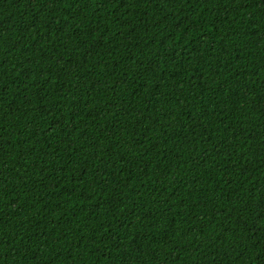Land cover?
<instances>
[{
	"label": "trees",
	"instance_id": "1",
	"mask_svg": "<svg viewBox=\"0 0 264 264\" xmlns=\"http://www.w3.org/2000/svg\"><path fill=\"white\" fill-rule=\"evenodd\" d=\"M264 0H0V264H261Z\"/></svg>",
	"mask_w": 264,
	"mask_h": 264
},
{
	"label": "snow or ice",
	"instance_id": "2",
	"mask_svg": "<svg viewBox=\"0 0 264 264\" xmlns=\"http://www.w3.org/2000/svg\"><path fill=\"white\" fill-rule=\"evenodd\" d=\"M261 264H264V260L261 261Z\"/></svg>",
	"mask_w": 264,
	"mask_h": 264
}]
</instances>
